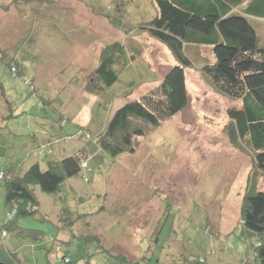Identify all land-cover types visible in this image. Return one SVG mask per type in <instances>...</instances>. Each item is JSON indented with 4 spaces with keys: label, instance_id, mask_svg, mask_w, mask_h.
Wrapping results in <instances>:
<instances>
[{
    "label": "rangeland",
    "instance_id": "obj_1",
    "mask_svg": "<svg viewBox=\"0 0 264 264\" xmlns=\"http://www.w3.org/2000/svg\"><path fill=\"white\" fill-rule=\"evenodd\" d=\"M156 13L154 0H0V171L13 166V175H23L33 161L29 149L42 136L53 151L37 159L42 168L88 150L92 141L81 128L101 132L111 110L127 101L126 92L141 101L161 83L175 61L138 31ZM255 24L264 39V21ZM114 43L125 46L132 63L103 98L92 93L99 85L95 70ZM207 59V47L193 54L195 67L186 70L190 103L182 112L136 137L134 154L106 153L102 163L90 155L91 171L82 170L55 194L34 187L36 213L17 218L6 209L0 183V232L10 219L27 232L0 234L2 260L249 264L241 208L250 179L264 189V173L252 148L229 137L228 111L240 105L204 79L199 69ZM11 157H18L14 165Z\"/></svg>",
    "mask_w": 264,
    "mask_h": 264
},
{
    "label": "trees",
    "instance_id": "obj_2",
    "mask_svg": "<svg viewBox=\"0 0 264 264\" xmlns=\"http://www.w3.org/2000/svg\"><path fill=\"white\" fill-rule=\"evenodd\" d=\"M154 4L157 7L156 16L141 25L138 31L164 45L175 65L160 84L142 96L141 101L130 99L132 92H126L123 96L127 101L116 111L111 110L113 114H109L107 126L100 133L92 135L89 130L81 128L80 133L92 141L88 150L83 148L75 156L48 161L45 168L38 162L33 163L21 176L13 175L15 172L10 167L1 170L0 183L4 182L6 209L15 213L17 218L37 212L34 187H39L43 193L55 194L68 179L78 176L82 170L91 171L88 163L90 155L95 156L96 162L102 163L106 153L112 157L123 153L134 154L136 137L146 136L147 132L158 129L165 121L182 112L190 103L186 70L195 67L193 54L200 47L209 48L212 54V59L205 60L199 69L204 79L215 93L240 105L228 111L229 137L252 148L254 162L264 173V39L255 24L264 21V0H154ZM248 42L250 45L246 47ZM104 49L95 70L98 89L92 92L103 98L106 90L123 80V70L132 63L121 43ZM14 60L17 64L18 61ZM11 72L18 75L20 70L12 66ZM25 81L33 86L28 79ZM84 180L89 181L87 176ZM61 198L64 200V197ZM79 216L83 214H78L75 220L68 223L77 222ZM11 217L12 213H9V219ZM241 225L244 237L250 242L249 264H264V189L258 187L256 180L250 179L247 185L241 208ZM69 227L72 231L73 226ZM14 231L27 235V232L16 229L11 219L2 226L0 234L7 237ZM1 261L7 262L2 257ZM76 262L65 256L62 264ZM198 262L207 264L204 258Z\"/></svg>",
    "mask_w": 264,
    "mask_h": 264
},
{
    "label": "crops",
    "instance_id": "obj_3",
    "mask_svg": "<svg viewBox=\"0 0 264 264\" xmlns=\"http://www.w3.org/2000/svg\"><path fill=\"white\" fill-rule=\"evenodd\" d=\"M31 126H32V124H31ZM31 137L32 138H36V135L34 133H31ZM36 142H38V143H35L29 149V156L33 158V161L31 162L32 164L33 163H36L37 162V159H39L41 157H46L47 154L53 153V151L51 150V145L52 144H50L51 143V140H46L45 137L42 136L40 138V140H36ZM46 144H48V145L45 146ZM48 149H49V151H48ZM11 158L13 159V165H14L15 162L18 161V157H11ZM11 170L13 172L15 171V169L13 168V166H12Z\"/></svg>",
    "mask_w": 264,
    "mask_h": 264
},
{
    "label": "water",
    "instance_id": "obj_4",
    "mask_svg": "<svg viewBox=\"0 0 264 264\" xmlns=\"http://www.w3.org/2000/svg\"><path fill=\"white\" fill-rule=\"evenodd\" d=\"M0 264H7V263H5V262L1 261V257H0Z\"/></svg>",
    "mask_w": 264,
    "mask_h": 264
}]
</instances>
